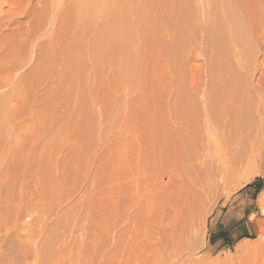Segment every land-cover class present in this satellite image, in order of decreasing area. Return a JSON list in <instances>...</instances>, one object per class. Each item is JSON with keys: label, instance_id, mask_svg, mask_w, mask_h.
I'll list each match as a JSON object with an SVG mask.
<instances>
[{"label": "rangeland", "instance_id": "374dc122", "mask_svg": "<svg viewBox=\"0 0 264 264\" xmlns=\"http://www.w3.org/2000/svg\"><path fill=\"white\" fill-rule=\"evenodd\" d=\"M218 1L0 0V264H264V0Z\"/></svg>", "mask_w": 264, "mask_h": 264}, {"label": "bare ground", "instance_id": "6f19581e", "mask_svg": "<svg viewBox=\"0 0 264 264\" xmlns=\"http://www.w3.org/2000/svg\"><path fill=\"white\" fill-rule=\"evenodd\" d=\"M85 1H86V0H85ZM88 1H90V0H88ZM100 1H101V0H100ZM121 1H122V0H121ZM75 2H76V1H75ZM176 2H177V1H176ZM212 2H213V1H212ZM217 2L219 3L218 0H217ZM217 2H216V3H217ZM224 2H225V1H224ZM88 3H89V2H88ZM116 4H118V3H116ZM211 4H212V3H211ZM219 4H220V3H219ZM227 4H228V3H227ZM227 4H226V5H227ZM98 5H99V4H98ZM101 5H102V4H101ZM103 5H104V4H103ZM122 5H125V3L122 4ZM221 5H222V4H221ZM226 5H225V6H226ZM74 6H75V5H74ZM223 6H224V5H223ZM88 7H89V6H88ZM99 7H100V5H99ZM126 7H127V6H126ZM181 7H182V6H181ZM216 7H217V6H216ZM226 7H228V6H226ZM229 7H230V6H229ZM76 8H77V6H76ZM120 8H122V7H120ZM195 8H196V7H195ZM198 8H199V7H198ZM198 8H197V9H198ZM124 9H125V8H124ZM177 9H178V8H177ZM217 9H219V8H217ZM95 10H98V7H97V9H95ZM95 10H94V11H95ZM103 10H104V9H103ZM122 10H123V9H122ZM187 10H188V8H187ZM77 12H78V11H77ZM212 12H213V11H212ZM216 12H217V10H216ZM220 12H221V11H220ZM226 12H227V11H225V13H226ZM228 12H229V11H228ZM89 13H90V12H89ZM116 13H117V12H116ZM189 13H190V11H189ZM233 13H234V12H233ZM233 13H232V14H233ZM86 14H87V12H86ZM90 14H91V13H90ZM93 14H94V13H93ZM97 14H98V13H97ZM183 14H184V13H183ZM223 14H224V12H223ZM226 14H227V13H226ZM228 14H229V13H228ZM117 15H118V14H117ZM124 15H125V14H124ZM188 15H190V14H188ZM193 15H194V14H193ZM213 15H214V13H213ZM216 15H217V14H216ZM218 15H219V14H218ZM236 15H237V14H236ZM90 16H91V15H90ZM118 16H119V15H118ZM120 16H121V15H120ZM179 16H180V15H179ZM191 16H192V15H191ZM191 16H190V17H191ZM196 16H197V15H196ZM83 17H84V16H83ZM87 17H88V16H87ZM87 17H85V20H86ZM183 17H184V16H183ZM218 17H219V16H218ZM224 17H225V16H224ZM89 18H90V17H89ZM144 18H145V17H144ZM187 18H188V17H187ZM226 18H227V17H226ZM226 18H225V19H226ZM232 18H233V15H232ZM91 19H93V18H91ZM112 19H113V18H112ZM184 19H185V18H184ZM217 19H218V18H217ZM219 19H220V18H219ZM229 19H231V18L229 17ZM229 19H228V20H229ZM233 19H234V18H233ZM193 20H194V19H193ZM213 20H214V19H213ZM213 20H212V21H213ZM215 20H216V19H215ZM222 21H224V20L222 19ZM222 21H221V22H222ZM225 21H226V20H225ZM233 22H236V20L233 21ZM114 23H115V22H114ZM174 23H175V22H174ZM181 23H182V22H181ZM224 23H225V22H224ZM224 23H221V24H224ZM236 23H237V22H236ZM231 24H232V23H231ZM217 25H218V24H217ZM226 25H227V24H226ZM233 25L235 26V25H237V24H234V23H233ZM113 26H114V25H113ZM221 26H223V25H221ZM224 26H225V25H224ZM227 26H228V25H227ZM230 26H231V25H230ZM219 27H220V26H219ZM232 27H233V26H232ZM175 28H176V27H175ZM223 28H224V27H223ZM221 29H222V28H221ZM231 29H232V28H231ZM112 30H113V29H112ZM112 30H111V32H112ZM213 30H214V29H213ZM213 30H212V31H213ZM226 30H227V29H226ZM233 30H234V27H233ZM233 30H232V31H233ZM210 31H211V29H210ZM221 31H222V30H221ZM224 31H225V30H224ZM228 31H229V29H228ZM236 31H237V30H236ZM213 32L215 33V31H213ZM220 33H221V32H220ZM242 34H243V33H242ZM108 35H109V34H108ZM112 35H113V34H112ZM215 35H217V34H215ZM223 35H224V34H223ZM223 35H222V36H223ZM226 35H227V34H226ZM102 36H103V35H102ZM110 36H111V35H110ZM236 36H237V34H236ZM239 36H240V35H239ZM110 38H111V37H110ZM221 38H222V37H221ZM213 39H214V38H213ZM223 39H224V38H223ZM223 39H222V40H223ZM102 40H103V38H102ZM216 40H217V39H216ZM244 40H245V39H244ZM99 41H100V40H99ZM110 41H111V40H110ZM113 41H114V40H113ZM220 41H221V40H220ZM230 41H231V40H230ZM234 41H235V40H234ZM116 42H117V41H116ZM223 42L225 43L224 40H223ZM107 43H108V42H107ZM107 43H106V44H107ZM212 43H213V42H212ZM242 43H243V42H242ZM112 44H113V43H112ZM213 45H214V44H213ZM221 45H222V43H221ZM111 46H112V45H111ZM116 46H118V44H117ZM106 47H107V45H106ZM109 47H110V46H109ZM221 48H222V47H221ZM105 49H106V48H105ZM224 50H225V49H224ZM229 50H230V49H229ZM229 50H228V51H229ZM217 51H218V50H217ZM220 52H221V51H220ZM222 53H223V52H222ZM111 54H112V53H110V55H111ZM219 54H220V53H219ZM223 54H224V53H223ZM225 54H226V52H225ZM229 55H230V54H229ZM121 56H122V55H121ZM215 56H216V55H215ZM215 56H214V58H215ZM217 56H218V55H217ZM212 57H213V56H212ZM219 57H220V56H219ZM226 57H227V56H226ZM226 57H225V58H226ZM117 58H118V57H117ZM122 58H123V57H122ZM228 58H229V57H228ZM229 60H230V59H229ZM218 61H219V60H218ZM227 61H228V60H227ZM233 61H234V60H233ZM216 62H217V61H216ZM226 63H227V62H226ZM230 63H231V62H230ZM230 63H229V64H230ZM211 64H212V63H211ZM235 64H236V63H235ZM220 66H221V65H220ZM231 66H232V65H231ZM214 67H215V65H214ZM229 67H230V66H229ZM234 68H235V67H234ZM234 68H233V69H234ZM218 69H219V68H218ZM225 69H226V68H225ZM231 69H232V68H231ZM233 69H232V70H233ZM219 70H220V69H219ZM228 70H229V69H228ZM221 71H222V70H221ZM223 71H224V70H223ZM218 72H219V71H218ZM230 72H233V71H230ZM238 72H239V71H238ZM214 73H215V72H214ZM234 73H235V72H234ZM221 74H222V72H221ZM223 74H224V73H223ZM228 74H230V73H228ZM228 74H227V75H228ZM232 76H233V75H232ZM234 76H235V74H234ZM240 76H241V75H240ZM216 77H217V76H216ZM219 77H220V76H219ZM221 77H223V76H221ZM224 78H226V77H224ZM224 78H223V80H224ZM227 78H228V77H227ZM231 78H233V77H231ZM231 78L229 77V79H231ZM238 80H239V79H238ZM224 83H225V82H224ZM227 83H228V82H227ZM227 83H226V84H227ZM232 83H233V82H232ZM215 84H216V83H215ZM234 84H235V83H234ZM238 85H239V84H238ZM236 86H237V85H236ZM227 88H228V87H227ZM233 88H234V87H233ZM261 88H262V87H261ZM237 89H238V88H237ZM242 89H243V88H242ZM223 90H224V89H223ZM226 90H227V89H226ZM229 90H231V89H229ZM261 90H262L261 93H262V95H263V94H264V87H263ZM261 90H260V91H261ZM220 91H222V90H220ZM216 92H217V91H216ZM230 92H231V91H230ZM241 92H242V91H241ZM231 93H232V92H231ZM237 93H238V92H237ZM217 94H219V93H217ZM239 94H241V93H239ZM213 95H214V94H213ZM244 95H245V94H244ZM263 96H264V95H263ZM218 97H220V96H218ZM245 97H246V96H245ZM234 98H235V97H234ZM240 98H241V97H240ZM261 98H262V97H261ZM216 99H217V97H216ZM247 99H248V98H247ZM234 100H235V99H234ZM236 100H237V99H236ZM242 100H243V99H242ZM218 101H220V99H219ZM260 101H261V100H259V103H260ZM262 102L264 103V99H263ZM213 103H214V102H213ZM263 103H262V104H263ZM236 104H237V103H236ZM245 104H246V103H245ZM211 106H212V105H211ZM236 106H237V105H236ZM242 107H243V106H242ZM238 108H240V107H238ZM240 109H241V108H240ZM240 109H239V110H240ZM237 110H238V109H237ZM239 110H238V111H239ZM242 111H243V110H242ZM238 113H239V112H238ZM232 114H233V113H232ZM245 114H246V113H245ZM247 114H249V112H248ZM241 115H242V113H241ZM238 116H239V115H238ZM246 116H247V115H246ZM250 116H251V115H250ZM240 117H241V116H240ZM241 118H242V117H241ZM238 120H239V118H238ZM238 120H237V121H238ZM248 120H249V118H248ZM250 121H251V119H250ZM241 122H243V121H241ZM231 123H232V125L234 124L233 122H231ZM233 126H234V125H233ZM235 126H236V125H235ZM234 128H235V127H234ZM232 131H233V130H231V132H232ZM246 132H247V131H246ZM246 132H245V133H246Z\"/></svg>", "mask_w": 264, "mask_h": 264}, {"label": "crops", "instance_id": "0c3cea01", "mask_svg": "<svg viewBox=\"0 0 264 264\" xmlns=\"http://www.w3.org/2000/svg\"><path fill=\"white\" fill-rule=\"evenodd\" d=\"M241 232H243L242 230H241ZM247 236L246 235H244L243 233H242V235L240 236V237H238V241H240V240H242V239H245Z\"/></svg>", "mask_w": 264, "mask_h": 264}, {"label": "trees", "instance_id": "16d2710c", "mask_svg": "<svg viewBox=\"0 0 264 264\" xmlns=\"http://www.w3.org/2000/svg\"><path fill=\"white\" fill-rule=\"evenodd\" d=\"M218 236L220 237L221 240L225 241L223 233L219 234Z\"/></svg>", "mask_w": 264, "mask_h": 264}]
</instances>
